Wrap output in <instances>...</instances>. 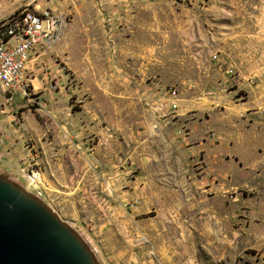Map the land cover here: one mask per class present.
<instances>
[{
  "label": "rangeland",
  "instance_id": "obj_1",
  "mask_svg": "<svg viewBox=\"0 0 264 264\" xmlns=\"http://www.w3.org/2000/svg\"><path fill=\"white\" fill-rule=\"evenodd\" d=\"M30 7L60 32L0 86V176L97 264H264V0Z\"/></svg>",
  "mask_w": 264,
  "mask_h": 264
},
{
  "label": "water",
  "instance_id": "obj_2",
  "mask_svg": "<svg viewBox=\"0 0 264 264\" xmlns=\"http://www.w3.org/2000/svg\"><path fill=\"white\" fill-rule=\"evenodd\" d=\"M0 264H97L45 205L0 176Z\"/></svg>",
  "mask_w": 264,
  "mask_h": 264
},
{
  "label": "built area",
  "instance_id": "obj_3",
  "mask_svg": "<svg viewBox=\"0 0 264 264\" xmlns=\"http://www.w3.org/2000/svg\"><path fill=\"white\" fill-rule=\"evenodd\" d=\"M59 20L26 5L0 20V86L12 95L25 92L27 64L59 36ZM11 95V96H12Z\"/></svg>",
  "mask_w": 264,
  "mask_h": 264
},
{
  "label": "crops",
  "instance_id": "obj_4",
  "mask_svg": "<svg viewBox=\"0 0 264 264\" xmlns=\"http://www.w3.org/2000/svg\"><path fill=\"white\" fill-rule=\"evenodd\" d=\"M33 1L35 0H0V20L9 16L11 13H13L16 9H18L21 6H25V5L31 6V3ZM33 59L34 58H32L31 61ZM30 62L27 64L28 69H29V66H31Z\"/></svg>",
  "mask_w": 264,
  "mask_h": 264
},
{
  "label": "bare ground",
  "instance_id": "obj_5",
  "mask_svg": "<svg viewBox=\"0 0 264 264\" xmlns=\"http://www.w3.org/2000/svg\"><path fill=\"white\" fill-rule=\"evenodd\" d=\"M36 177H37V179L39 180V178H38L39 176L37 175ZM39 181H40V180H39Z\"/></svg>",
  "mask_w": 264,
  "mask_h": 264
}]
</instances>
